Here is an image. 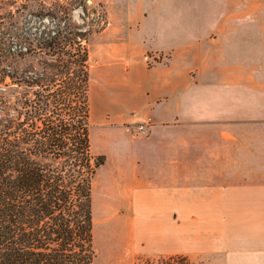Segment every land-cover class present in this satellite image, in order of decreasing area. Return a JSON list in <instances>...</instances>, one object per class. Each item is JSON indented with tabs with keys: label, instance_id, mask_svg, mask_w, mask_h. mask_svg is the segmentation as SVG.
<instances>
[{
	"label": "crops",
	"instance_id": "1",
	"mask_svg": "<svg viewBox=\"0 0 264 264\" xmlns=\"http://www.w3.org/2000/svg\"><path fill=\"white\" fill-rule=\"evenodd\" d=\"M114 11L100 35L120 43L99 65L116 83L99 121L136 145L120 204L129 256L101 264H134L145 248L264 264V0H116ZM146 54L165 59L148 66Z\"/></svg>",
	"mask_w": 264,
	"mask_h": 264
},
{
	"label": "trees",
	"instance_id": "2",
	"mask_svg": "<svg viewBox=\"0 0 264 264\" xmlns=\"http://www.w3.org/2000/svg\"><path fill=\"white\" fill-rule=\"evenodd\" d=\"M88 2L0 0V264H93Z\"/></svg>",
	"mask_w": 264,
	"mask_h": 264
},
{
	"label": "rangeland",
	"instance_id": "3",
	"mask_svg": "<svg viewBox=\"0 0 264 264\" xmlns=\"http://www.w3.org/2000/svg\"><path fill=\"white\" fill-rule=\"evenodd\" d=\"M98 4L101 6L98 7ZM31 8H34L36 3L32 1L30 3ZM89 18L92 17L91 10L100 11L101 18L97 21V26H93L88 19L89 27L93 28V31L87 38V47L89 52V68H90V87H89V104H90V117H89V137L90 148L93 155L104 156V163L98 167L92 178L91 185V207H92V249L94 251L93 264H101L102 259H106L110 256L116 258L128 257L129 249L126 247V233L128 230V217L127 212L124 209L120 210L121 203H124V182L125 176L128 175V179H134V162L130 157V149L136 145V142L131 141L129 135L116 127L107 126L104 122L99 121L100 114L105 110L106 113H110L112 104L109 101L106 104L100 102V96L103 90L112 91V84L116 81H109V78L116 75L117 72L104 70L100 68L99 55L106 50L112 52V49H116L117 41L112 36H102V31L111 28L110 20L112 19L108 14V10H112L115 13L114 8L116 6V0H89L88 2ZM79 11L74 13V17L78 20ZM86 26V24H85ZM149 54H146L145 59L148 62V66H152L156 63H161L165 58L162 56L154 58L153 61H149ZM104 79H107V83L104 84ZM126 92L128 89H125ZM21 93L20 89L14 87H6L0 85V96L11 102L14 97ZM127 102V101H126ZM127 109V107H124ZM128 132V129H126ZM132 163V164H130ZM110 188L113 194H116V202L112 201L110 196H107L106 188ZM115 188V189H114ZM110 197V199H109ZM106 204L109 205L110 210L107 215L110 218V223L107 225L99 224V220L102 216H106L103 213L102 207ZM116 203V220L115 209ZM105 207V206H104ZM165 257L156 254H150L145 248L144 255L138 256L134 259V264H155L158 259H164ZM190 263L191 261L186 258ZM167 264H176V261H168ZM181 264V262H177Z\"/></svg>",
	"mask_w": 264,
	"mask_h": 264
}]
</instances>
